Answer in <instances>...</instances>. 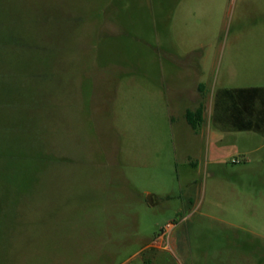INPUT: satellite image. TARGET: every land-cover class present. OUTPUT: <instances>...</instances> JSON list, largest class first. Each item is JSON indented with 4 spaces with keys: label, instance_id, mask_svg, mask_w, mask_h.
Returning a JSON list of instances; mask_svg holds the SVG:
<instances>
[{
    "label": "rangeland",
    "instance_id": "rangeland-1",
    "mask_svg": "<svg viewBox=\"0 0 264 264\" xmlns=\"http://www.w3.org/2000/svg\"><path fill=\"white\" fill-rule=\"evenodd\" d=\"M247 88L264 0H0V264H264Z\"/></svg>",
    "mask_w": 264,
    "mask_h": 264
},
{
    "label": "trees",
    "instance_id": "trees-1",
    "mask_svg": "<svg viewBox=\"0 0 264 264\" xmlns=\"http://www.w3.org/2000/svg\"><path fill=\"white\" fill-rule=\"evenodd\" d=\"M215 121L229 124L238 131L264 130V88L224 90L214 99ZM203 107L195 112H188L186 119L194 130L203 122Z\"/></svg>",
    "mask_w": 264,
    "mask_h": 264
},
{
    "label": "crops",
    "instance_id": "crops-1",
    "mask_svg": "<svg viewBox=\"0 0 264 264\" xmlns=\"http://www.w3.org/2000/svg\"><path fill=\"white\" fill-rule=\"evenodd\" d=\"M204 115V114H203Z\"/></svg>",
    "mask_w": 264,
    "mask_h": 264
}]
</instances>
